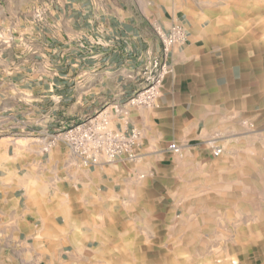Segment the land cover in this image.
<instances>
[{
    "label": "crops",
    "instance_id": "1",
    "mask_svg": "<svg viewBox=\"0 0 264 264\" xmlns=\"http://www.w3.org/2000/svg\"><path fill=\"white\" fill-rule=\"evenodd\" d=\"M176 24L157 101L132 105ZM99 112L139 133L136 161L70 153L61 132ZM214 147L264 155V0H0V264H181L212 238Z\"/></svg>",
    "mask_w": 264,
    "mask_h": 264
},
{
    "label": "rangeland",
    "instance_id": "2",
    "mask_svg": "<svg viewBox=\"0 0 264 264\" xmlns=\"http://www.w3.org/2000/svg\"><path fill=\"white\" fill-rule=\"evenodd\" d=\"M211 157L197 172L198 210L207 220L197 227L198 235L211 229L212 238L195 240L193 253L185 249L175 259L181 264H264V155Z\"/></svg>",
    "mask_w": 264,
    "mask_h": 264
},
{
    "label": "built area",
    "instance_id": "3",
    "mask_svg": "<svg viewBox=\"0 0 264 264\" xmlns=\"http://www.w3.org/2000/svg\"><path fill=\"white\" fill-rule=\"evenodd\" d=\"M186 32L182 25H174L162 40L161 56L150 58L141 70L139 90L128 100L139 108H151L159 97L163 82L172 72L167 63L168 56L175 45L183 44ZM121 108L116 106L113 114H119ZM70 153L85 166H96L100 163H111L120 159L134 162L138 158V138L136 131H122L112 125L107 113H99L84 121L67 127L61 132ZM169 150L177 151L175 144ZM220 147L212 149V155L219 157Z\"/></svg>",
    "mask_w": 264,
    "mask_h": 264
}]
</instances>
